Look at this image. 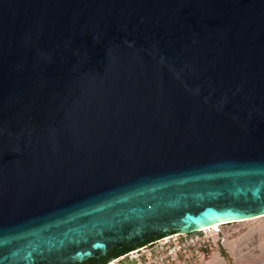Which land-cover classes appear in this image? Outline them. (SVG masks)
I'll return each mask as SVG.
<instances>
[{
  "label": "water",
  "instance_id": "water-1",
  "mask_svg": "<svg viewBox=\"0 0 264 264\" xmlns=\"http://www.w3.org/2000/svg\"><path fill=\"white\" fill-rule=\"evenodd\" d=\"M258 216L264 0H0V264Z\"/></svg>",
  "mask_w": 264,
  "mask_h": 264
},
{
  "label": "rangeland",
  "instance_id": "rangeland-1",
  "mask_svg": "<svg viewBox=\"0 0 264 264\" xmlns=\"http://www.w3.org/2000/svg\"><path fill=\"white\" fill-rule=\"evenodd\" d=\"M187 238L189 241L181 248L180 238L175 236L133 254L132 263L112 264H226L221 249L234 264H264V217L223 224L214 230L191 233ZM210 258L214 261L208 263Z\"/></svg>",
  "mask_w": 264,
  "mask_h": 264
},
{
  "label": "trees",
  "instance_id": "trees-1",
  "mask_svg": "<svg viewBox=\"0 0 264 264\" xmlns=\"http://www.w3.org/2000/svg\"><path fill=\"white\" fill-rule=\"evenodd\" d=\"M167 234H158L156 237L154 236H149L147 237L144 241L142 242H138V243H134V244H127V243H123L122 247L118 248V247H112L108 253L106 255H102L101 257H91L89 259H86L82 262H76L75 264H106L109 261H111L114 258H118L134 249H136V245L138 246H142L144 244H147L149 242H153L163 236H165ZM221 254L222 256L225 258L226 260V264H234L231 256L224 250L221 249Z\"/></svg>",
  "mask_w": 264,
  "mask_h": 264
},
{
  "label": "built area",
  "instance_id": "built-area-1",
  "mask_svg": "<svg viewBox=\"0 0 264 264\" xmlns=\"http://www.w3.org/2000/svg\"><path fill=\"white\" fill-rule=\"evenodd\" d=\"M189 235H191V233H188V234H178V233L167 234V235H165V236H163V237H161V238H159V239H157V240H155L153 242H149L147 244L139 246L136 249H134V250H132V251H130V252L118 257V258H114V259H112L111 261H109L106 264H112L114 262H122V261H126L128 263H132V262L135 261V259H130V257L133 254L139 253V252L144 251L146 249H150L151 247H153L157 243H160V242H162L164 240L172 239L175 236H178L180 238V239H178V246H179V248H181V247H183L185 245V241H189L188 238H187ZM182 236H185V238H183Z\"/></svg>",
  "mask_w": 264,
  "mask_h": 264
},
{
  "label": "bare ground",
  "instance_id": "bare-ground-1",
  "mask_svg": "<svg viewBox=\"0 0 264 264\" xmlns=\"http://www.w3.org/2000/svg\"><path fill=\"white\" fill-rule=\"evenodd\" d=\"M264 217V216H262ZM256 218H261L260 216L256 217ZM256 218H252V219H256ZM247 220H251V219H247ZM245 220V221H247ZM223 221V220H222ZM226 222V221H225ZM237 222H242V220H238ZM221 223H224V222H220V223H217V222H213V226H209V227H203V228H200L202 231L203 230H214V229H217L219 226H221ZM223 225V224H222Z\"/></svg>",
  "mask_w": 264,
  "mask_h": 264
},
{
  "label": "crops",
  "instance_id": "crops-1",
  "mask_svg": "<svg viewBox=\"0 0 264 264\" xmlns=\"http://www.w3.org/2000/svg\"><path fill=\"white\" fill-rule=\"evenodd\" d=\"M212 261H214V259H213V258H210V259L208 260V263H211Z\"/></svg>",
  "mask_w": 264,
  "mask_h": 264
}]
</instances>
